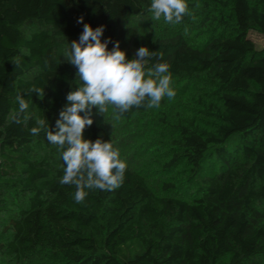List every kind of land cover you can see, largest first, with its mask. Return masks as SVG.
<instances>
[{
    "label": "trees",
    "instance_id": "trees-1",
    "mask_svg": "<svg viewBox=\"0 0 264 264\" xmlns=\"http://www.w3.org/2000/svg\"><path fill=\"white\" fill-rule=\"evenodd\" d=\"M204 1L218 11L217 28L191 46L181 35L165 42L139 33L133 19L148 0H0V213L8 210L6 191L23 201L5 244L13 264H264V49L251 36L264 35V0ZM81 16L93 29L104 26L109 50L118 41L129 60L142 46L162 52L149 67L166 62L172 78L214 87L220 102H207L206 111L219 123L179 125L178 152L167 162L182 160L199 181L192 200L154 193L127 166L119 188L85 189L82 203L75 185L60 184L62 149L30 129L38 116L55 132L80 83L65 54L83 31ZM33 86L44 88L43 100L29 92ZM18 94L29 103L27 124L13 120ZM92 118L84 139L116 148Z\"/></svg>",
    "mask_w": 264,
    "mask_h": 264
},
{
    "label": "clouds",
    "instance_id": "clouds-1",
    "mask_svg": "<svg viewBox=\"0 0 264 264\" xmlns=\"http://www.w3.org/2000/svg\"><path fill=\"white\" fill-rule=\"evenodd\" d=\"M148 11L152 19L165 23L179 24L185 15H190L186 0H151ZM81 16L77 23H83ZM104 26L92 28L83 23V31L78 41H72L71 51L65 59L76 69L80 83L70 91L68 104L59 113L56 131L49 128L46 118L35 117V125L30 129L32 135L45 133L47 141L62 149L61 156L66 167L60 179L61 185H75L74 200L82 203L88 192L85 189L111 191L121 186L126 163L113 143L97 139L95 142L84 139L83 133L93 124L92 109L103 115L112 106L114 118L120 119L133 107L158 108L162 99L175 97L171 87L169 65L156 62L149 67L150 60H162L163 53L140 47L133 59H127L117 41L109 50V40L102 42ZM19 61H16L18 66ZM29 92L44 99V88L33 86ZM18 111L13 115L15 123L27 124L31 114H26L28 101L23 95L16 96ZM84 113V115H81ZM22 117V119H21Z\"/></svg>",
    "mask_w": 264,
    "mask_h": 264
},
{
    "label": "rangeland",
    "instance_id": "rangeland-1",
    "mask_svg": "<svg viewBox=\"0 0 264 264\" xmlns=\"http://www.w3.org/2000/svg\"><path fill=\"white\" fill-rule=\"evenodd\" d=\"M190 15H185L179 24L165 23L152 19L148 11L151 0L140 17L133 19L139 33L159 38L165 42L182 36L185 43L195 46L203 42L215 31L217 24L213 16L216 9H207L204 0H186ZM256 49H264V35L252 34ZM175 47L169 45L166 54H171ZM132 52V50H131ZM171 87L175 97L162 99L158 108H147L129 119H115L113 109L109 106L107 113L97 114L94 108L93 117L108 131L119 150L120 158L126 166L145 178L151 190L160 195H172L192 200L199 188V181L182 160L168 166L171 156L178 152L172 141L178 134V126L193 122L200 128H213L219 123L212 110L206 111V103H219L214 87L207 80L185 81L171 77ZM6 191L5 205L8 210L0 213V264H13L5 247L11 239V219L16 218L17 204L23 205L20 197Z\"/></svg>",
    "mask_w": 264,
    "mask_h": 264
}]
</instances>
